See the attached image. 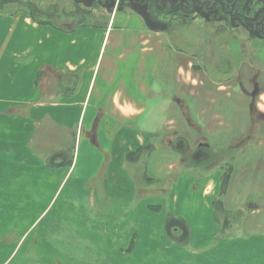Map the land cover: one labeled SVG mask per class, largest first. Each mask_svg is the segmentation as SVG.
I'll list each match as a JSON object with an SVG mask.
<instances>
[{"label":"rangeland","instance_id":"obj_1","mask_svg":"<svg viewBox=\"0 0 264 264\" xmlns=\"http://www.w3.org/2000/svg\"><path fill=\"white\" fill-rule=\"evenodd\" d=\"M53 1L45 0L44 3L45 6L50 3V9L55 15H50L49 20L57 26H75L80 21L88 22L107 17L106 14L100 15L90 9L80 8L81 12H78L71 0ZM7 7L10 11L17 9L16 5ZM26 7L33 9L31 6ZM100 11L102 10L99 9ZM36 16L44 18L45 14L39 12ZM172 21L168 31L172 42L171 49L180 47L184 51V58L182 54H174L173 60H170V55H163L159 49L147 53L145 56L157 68L149 73V79L148 74L146 75L145 85L160 89L151 99L153 103L164 100L166 96L170 98L172 122L168 124L169 132L161 135L170 136L169 146L173 149V141L182 136L187 141L188 148L185 153L174 150L180 153L179 158L181 161L183 157V162L168 171L162 164L163 172L157 175L152 172L158 151L153 139L148 140L150 144L140 147L142 149L137 154L139 160L131 161L135 169L131 179L136 197H148L151 204L159 208L154 210L151 218L137 216L140 220H136L137 217L133 219L129 214L117 213L115 210L118 205L114 202L97 203L106 208L98 211L96 206L88 203L85 189L76 181L74 174L60 193L59 187L56 201L46 210L48 212L45 218L38 222L37 218L52 198L59 178L56 182H42L37 188L39 201H34L32 196H22L0 203V229L9 231V242H2L0 239V264H264V230L255 226L258 216L264 215V118L248 120L244 113L241 116L242 108L234 109L231 118L232 113L225 114L224 102L227 96L225 93H230L231 96L228 97L233 99L235 105L243 106L248 99L254 103L258 92L263 93L259 101H264V62L256 58L262 53H256L255 56L256 51L251 49V43L246 42L245 35L239 33L241 41H245L242 44L244 48L239 49V44L233 42V55H229L228 47L225 50V47L219 46L224 37L214 35L210 23L196 19H188L183 23L178 22L177 18ZM220 52L226 53L229 63L218 61L221 58ZM237 53L251 64L250 75L244 69L239 73L238 66L243 59L236 56ZM189 61L193 63L192 66ZM131 62L132 60L121 61L120 68L117 61L119 68L116 73L119 77L121 69L125 65L129 67ZM102 63L101 69L104 70L106 57ZM217 63L221 64L215 65ZM171 64L174 67L183 64L184 68L183 73L175 75L172 72V79L169 69ZM132 66V72L128 70L129 74H122V83L125 81L130 86V94L142 101L146 95L138 88L139 72L134 70L135 65ZM226 68L231 70L232 79L229 78L231 74L224 73ZM100 83L99 79L96 85H101ZM220 84L225 88L216 90ZM256 84L258 91L254 97L250 93ZM175 90L176 96H173ZM177 93L185 97L181 99L190 119H183L187 111L181 106L176 110ZM187 96L194 98V117L199 119L200 125L192 122V112L187 109L191 106ZM231 120L236 130L230 129ZM162 126L153 124L152 128L160 129ZM243 138L251 140H246L244 144ZM200 143V148L210 155L195 159L192 152ZM147 145H151L150 149H147ZM94 146L104 155V160L101 156L104 165L106 157L103 149L95 144ZM136 150L138 149L134 151ZM15 158L14 162L20 164L19 155ZM50 159L51 155L41 157V163L47 164ZM228 167H233V180L229 182L226 192H218L215 199L200 197L205 181L214 175L223 176ZM144 170L147 177L151 172V180H145ZM62 174L63 171L57 177ZM191 182L199 184L195 196H192L195 203L191 211L197 209L200 215H216L217 226L214 231L205 228L201 235L184 239L180 230L175 235L167 231L165 224L179 213L168 199L176 194L180 197L186 196L184 187H190ZM97 197L100 201L101 197ZM178 207L181 208L180 205ZM253 208L261 209L260 212L255 211L257 213L252 214ZM50 223L56 224V236L41 235L36 245L34 239L37 231L45 232V229L50 228ZM161 225L165 226L164 230ZM26 230L29 234L22 237ZM144 232L146 236L138 235ZM21 237L23 240L17 243ZM131 238L136 243L133 250H129Z\"/></svg>","mask_w":264,"mask_h":264},{"label":"crops","instance_id":"obj_2","mask_svg":"<svg viewBox=\"0 0 264 264\" xmlns=\"http://www.w3.org/2000/svg\"><path fill=\"white\" fill-rule=\"evenodd\" d=\"M37 1L3 0L0 3V12H4L0 13V203L22 196H32L34 201H39L37 188L42 182H56L59 178L52 198L37 218L40 222L47 215L48 207L56 201L59 187L60 193L76 174L75 179L85 189L88 203L96 206L98 211L106 208L97 203L114 202L118 205L115 211L120 215L129 214L133 219L137 216L151 218L154 210L159 207L151 204L148 197H136L131 179L135 171L134 164L127 159V154L150 144L148 140L153 139L158 151L152 172L157 175L163 172L162 164L168 171L183 162V157L180 161L179 152L185 153L188 143L184 137L179 136L172 143L173 149L169 146L170 136L161 135L169 132L168 124L172 122L170 98L166 96L164 100L155 103L151 100L160 89L145 85L146 75L149 79V73L157 68L145 55L159 49L173 60L174 54H182L183 57L184 51L180 47L172 50L170 37L149 27L134 12H99L97 9L94 10L96 13L106 14L107 17L61 27L49 20L53 14L50 3L45 6V0ZM7 5H16L17 9L10 11ZM26 6H33L36 10ZM39 12L47 14L39 18L36 16ZM105 57V69L102 70ZM241 58L243 61L238 66L239 73L244 69L250 75L251 64ZM256 58L264 62V54ZM123 60L132 62L129 67L125 65L121 69L119 77L116 63L118 61L120 66ZM132 65L139 72L138 88L146 95L142 101L130 94V86L125 81L122 83V74H129L128 70L132 72ZM189 65L193 63L189 61ZM169 69L171 79L172 72L176 75L184 70L183 64L176 67L171 64ZM99 79L101 85H96ZM224 88L220 84L216 90ZM175 94L176 90L173 96ZM178 94L176 110L180 105L183 108L182 101L185 98ZM225 94V114L232 113L230 116L233 118V110L242 108L241 116L244 113L248 120L252 119L248 109L249 99L243 106H239L228 97L230 93ZM262 95V92H258L254 105L264 118V101H259ZM246 96L249 98V95ZM186 99L191 104L187 109L192 112V122L200 125L199 119L194 117V98L187 96ZM153 124L163 126L153 129ZM230 125L232 131L237 129L232 120ZM246 140L251 139L243 138L242 143L245 144ZM94 144L103 149L106 157L104 165V155L96 150ZM18 155L20 164L14 162ZM50 155V162L42 164L41 157ZM62 171L63 174L57 177ZM218 176L214 175L205 181L200 197H217L222 181V176ZM152 177L150 172L149 178ZM184 188L186 196L176 194L168 199L179 213L167 221V231L175 235L180 230L184 239L201 235L205 228L214 231L217 226L216 215H200L197 209L191 211L195 203L192 196H195L199 184L191 182L190 187ZM97 196L101 197L100 201ZM260 209L253 208L251 212L257 213ZM55 225L50 223V228L45 229V232L37 231L34 239L36 245L41 235L56 236ZM255 226L264 230V215L258 216ZM164 227L161 225L163 230ZM26 231L22 237L29 234ZM8 235L9 231L0 229L2 242H9ZM138 235L146 236V232ZM22 237L17 243L23 240ZM129 243V250H133L136 243L132 238Z\"/></svg>","mask_w":264,"mask_h":264},{"label":"flooded vegetation","instance_id":"obj_3","mask_svg":"<svg viewBox=\"0 0 264 264\" xmlns=\"http://www.w3.org/2000/svg\"><path fill=\"white\" fill-rule=\"evenodd\" d=\"M53 1V0H52ZM78 12L80 8L86 10H104L106 12H124L132 10L131 5L142 6L147 12L148 20L146 24L154 29H158L166 33L175 18L178 22L183 23L188 19L203 20L211 24V30L214 35H222L223 41L219 46L228 47L229 55H233L231 44L233 42L239 44V49H243L240 34H244L246 42L251 43L250 47L256 53L264 54V1L263 0H71ZM53 3H56L53 1ZM258 3V5H256ZM33 10H36L32 6ZM52 8V7H51ZM55 9V7H53ZM52 11V9H51ZM89 13V12H88ZM135 13V12H134ZM85 14V13H84ZM137 14V13H136ZM52 15V14H51ZM55 15V14H53ZM162 27V28H161ZM243 47V48H241ZM226 53L220 52V57H225L229 63L230 59L226 57ZM225 55V56H224ZM256 84L251 91V95L255 96ZM249 113L252 118H262L253 103L249 102ZM200 145L194 149L193 156L199 158L201 156L210 155L209 152L200 148ZM180 147V146H179ZM182 151L183 148L181 147ZM191 153V154H192Z\"/></svg>","mask_w":264,"mask_h":264},{"label":"trees","instance_id":"obj_4","mask_svg":"<svg viewBox=\"0 0 264 264\" xmlns=\"http://www.w3.org/2000/svg\"><path fill=\"white\" fill-rule=\"evenodd\" d=\"M35 12H37V11H35ZM45 14H47V13H45ZM220 60H218L219 62H222V63H225L226 61H227V59L225 58V57H221V58H219ZM218 64H221V63H217V64H215V65H218ZM225 72L224 73H226V74H231L230 72H231V70L229 69L228 70V68H226L225 70H224ZM229 78L230 79H232V74L229 76ZM216 81V80H215ZM218 81V80H217ZM181 106V105H180ZM183 110L184 111H187L186 109H185V107H184V105H183ZM186 112H184V114H185ZM185 116V118L186 119H188L189 117V114H185L184 115ZM188 117V118H187ZM190 119V118H189ZM151 146V145H150ZM150 146L149 145H147V149H150ZM140 149H142V148H139L138 150H136V151H134V152H130V153H128L127 154V159L129 160V161H138L139 160V156H137V154L139 153V151H140ZM146 149V150H147ZM137 156V157H136ZM232 172H233V167H228L227 168V171L225 172V174L222 176V181H221V185H220V191L221 192H223V193H225L226 192V190H227V188H228V185H229V182H230V179H231V176H232ZM143 177L145 178V180H151V178H149V177H147V175H146V171L144 170V172H143Z\"/></svg>","mask_w":264,"mask_h":264},{"label":"water","instance_id":"obj_5","mask_svg":"<svg viewBox=\"0 0 264 264\" xmlns=\"http://www.w3.org/2000/svg\"><path fill=\"white\" fill-rule=\"evenodd\" d=\"M132 7V10L137 13L145 22L148 20V17H147V12L145 10L144 7L142 6H137L135 4H132L131 5Z\"/></svg>","mask_w":264,"mask_h":264}]
</instances>
